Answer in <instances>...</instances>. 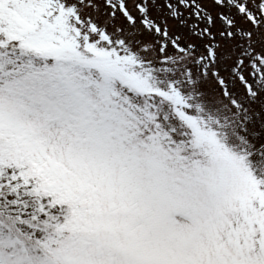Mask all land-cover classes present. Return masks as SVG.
<instances>
[{"label":"snow or ice","instance_id":"snow-or-ice-1","mask_svg":"<svg viewBox=\"0 0 264 264\" xmlns=\"http://www.w3.org/2000/svg\"><path fill=\"white\" fill-rule=\"evenodd\" d=\"M0 264H264V0H0Z\"/></svg>","mask_w":264,"mask_h":264}]
</instances>
